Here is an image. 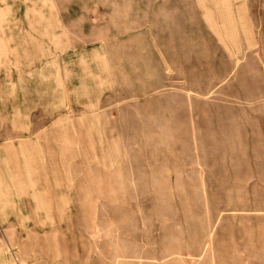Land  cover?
<instances>
[{"label": "rangeland", "instance_id": "obj_1", "mask_svg": "<svg viewBox=\"0 0 264 264\" xmlns=\"http://www.w3.org/2000/svg\"><path fill=\"white\" fill-rule=\"evenodd\" d=\"M0 264H264V0H0Z\"/></svg>", "mask_w": 264, "mask_h": 264}]
</instances>
